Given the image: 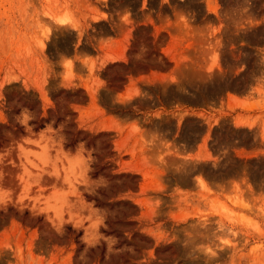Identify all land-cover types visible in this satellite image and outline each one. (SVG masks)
Returning a JSON list of instances; mask_svg holds the SVG:
<instances>
[{
    "label": "rangeland",
    "instance_id": "1",
    "mask_svg": "<svg viewBox=\"0 0 264 264\" xmlns=\"http://www.w3.org/2000/svg\"><path fill=\"white\" fill-rule=\"evenodd\" d=\"M0 137V264H264V0H0Z\"/></svg>",
    "mask_w": 264,
    "mask_h": 264
},
{
    "label": "trees",
    "instance_id": "2",
    "mask_svg": "<svg viewBox=\"0 0 264 264\" xmlns=\"http://www.w3.org/2000/svg\"><path fill=\"white\" fill-rule=\"evenodd\" d=\"M67 95H66V93H64V97H66ZM184 104H186V103H184ZM28 109H31V107H28ZM124 112L125 113H128V114H131V115H138V114H136L134 111H132V110H130V109H124ZM59 120V118H55V120H54V122H53V125H55V122H57ZM33 123H34V126H33V129L34 130H37V129H39V128H42L43 127V125H44V123L46 122V119H36V120H33L32 121ZM13 126L14 127H16L15 128V130L13 131V134H15L16 132H18V133H22V130H21V126L20 125H17L16 123H14L13 124ZM193 137V134H188V136H187V139H190V138H192ZM67 139V141L64 143V145L65 146H72L76 141H81V140H83V137H80V138H78V139H73L71 136L70 137H68V138H66ZM1 142H2V139H1V137H0V144H1ZM88 142L87 141H85V144H87ZM95 171H93L92 172V175H95ZM92 199H94V198H92ZM94 201H96V199H94ZM97 203V202H96ZM80 234V231H77V233H76V235H79ZM82 246V244L81 243H79L78 244V248H80ZM93 249L92 248H89V251H92ZM100 259L102 260L103 259V248H101L100 249ZM105 262V261H104Z\"/></svg>",
    "mask_w": 264,
    "mask_h": 264
},
{
    "label": "water",
    "instance_id": "3",
    "mask_svg": "<svg viewBox=\"0 0 264 264\" xmlns=\"http://www.w3.org/2000/svg\"><path fill=\"white\" fill-rule=\"evenodd\" d=\"M191 140V139H190ZM190 140H188V142L190 143Z\"/></svg>",
    "mask_w": 264,
    "mask_h": 264
}]
</instances>
